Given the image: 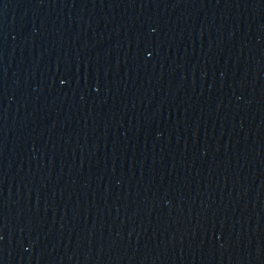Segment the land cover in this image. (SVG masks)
Returning a JSON list of instances; mask_svg holds the SVG:
<instances>
[{
  "label": "water",
  "instance_id": "95a60500",
  "mask_svg": "<svg viewBox=\"0 0 264 264\" xmlns=\"http://www.w3.org/2000/svg\"><path fill=\"white\" fill-rule=\"evenodd\" d=\"M0 264H264V0H0Z\"/></svg>",
  "mask_w": 264,
  "mask_h": 264
}]
</instances>
